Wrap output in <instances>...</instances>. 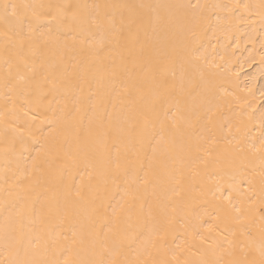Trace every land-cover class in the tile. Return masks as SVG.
<instances>
[{"label": "bare ground", "instance_id": "1", "mask_svg": "<svg viewBox=\"0 0 264 264\" xmlns=\"http://www.w3.org/2000/svg\"><path fill=\"white\" fill-rule=\"evenodd\" d=\"M261 261L264 0H0V264Z\"/></svg>", "mask_w": 264, "mask_h": 264}, {"label": "snow or ice", "instance_id": "2", "mask_svg": "<svg viewBox=\"0 0 264 264\" xmlns=\"http://www.w3.org/2000/svg\"><path fill=\"white\" fill-rule=\"evenodd\" d=\"M9 7H11V11H10V12H9ZM20 7H21V6H19V5H15V4H13V5H11V6H9L8 4H4V5H3V8H4L5 16H6V17H12V18H19V8H20ZM23 7L27 8L28 6L25 5V6H23ZM33 15H34V17H35L36 19H39L38 14L33 13ZM237 211H239V209H237ZM261 264H264V261H261Z\"/></svg>", "mask_w": 264, "mask_h": 264}]
</instances>
